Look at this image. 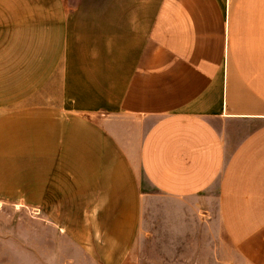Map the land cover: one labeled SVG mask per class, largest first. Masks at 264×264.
<instances>
[{
	"label": "crops",
	"instance_id": "0c3cea01",
	"mask_svg": "<svg viewBox=\"0 0 264 264\" xmlns=\"http://www.w3.org/2000/svg\"><path fill=\"white\" fill-rule=\"evenodd\" d=\"M156 193L264 264V0H0V199L125 264Z\"/></svg>",
	"mask_w": 264,
	"mask_h": 264
},
{
	"label": "rangeland",
	"instance_id": "374dc122",
	"mask_svg": "<svg viewBox=\"0 0 264 264\" xmlns=\"http://www.w3.org/2000/svg\"><path fill=\"white\" fill-rule=\"evenodd\" d=\"M154 194L125 264H242L215 209ZM0 264H101L38 210L0 199Z\"/></svg>",
	"mask_w": 264,
	"mask_h": 264
}]
</instances>
